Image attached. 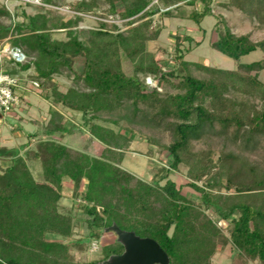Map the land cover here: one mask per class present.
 <instances>
[{
    "label": "trees",
    "instance_id": "obj_1",
    "mask_svg": "<svg viewBox=\"0 0 264 264\" xmlns=\"http://www.w3.org/2000/svg\"><path fill=\"white\" fill-rule=\"evenodd\" d=\"M40 1L45 4L42 10L23 12L25 20L0 1V42H9L26 56L24 62L6 57L2 64L4 73L20 80V104L28 102L24 72L34 67L32 81L42 88L50 83L44 94L50 102L46 122L27 135L26 143L0 145V264H102L123 253L117 236L101 245V259L80 261L74 251L84 252L93 241L100 242L113 224L156 240L169 264H213L219 252H228L235 264H264V165L231 149L216 159L211 149H194V143L206 137L222 138L241 152H256L262 145L264 57L251 63L240 59L264 51V41L237 35L223 18L211 45L234 59L236 69L187 60L204 38L186 35L176 37L174 64L165 70L147 49L162 31L153 28V16H171L182 5L200 4L188 15L200 24L214 15V0H78L69 5L75 11L69 19L58 11L62 0ZM101 4L130 28L120 31L117 24L109 28L100 20L82 40L74 29L83 14L96 13ZM230 4L264 24V0L223 3ZM55 29L66 30L68 39H54ZM124 57L133 64L132 74L125 70ZM78 58L83 60L80 71L74 66ZM63 68L71 69L87 89L59 90L54 75ZM194 69L205 76H196ZM141 74L153 75L157 85L146 84ZM161 84L177 92H161ZM58 104L80 113L84 127L68 119ZM14 109L1 115L12 122ZM122 119L162 128L172 136L166 147L169 163L161 165L152 180L123 167L133 129L121 127ZM86 128L92 140L102 144L99 154L65 142ZM32 162L39 163L40 178ZM181 167L187 168L188 181L177 185L172 174ZM65 198L72 199L71 206ZM78 226H85V232L75 239Z\"/></svg>",
    "mask_w": 264,
    "mask_h": 264
},
{
    "label": "rangeland",
    "instance_id": "obj_2",
    "mask_svg": "<svg viewBox=\"0 0 264 264\" xmlns=\"http://www.w3.org/2000/svg\"><path fill=\"white\" fill-rule=\"evenodd\" d=\"M4 2L9 9L13 12L18 11L19 20H25L23 12L28 15H33L38 11L42 10L39 4H26L22 0H0ZM78 0H62L63 7L58 8V11L63 14L66 18L74 16L73 11L69 5L75 3ZM229 0H214L212 3L214 15L206 16L203 21L198 24L194 20L188 18L189 13L192 9L200 7V4L196 6L182 5L180 9L175 10L173 15L165 16L161 12L156 13L153 16V28L161 27L162 31L160 36L151 40L147 44V49L151 55L163 66L165 70H169L174 64L175 47L177 44V36L183 38L186 35H190L196 39L204 38L203 41L193 50L186 55V59L193 62H206L211 66H215L223 69H236L237 62L226 56L225 54L214 49L211 42L216 38L217 33L215 31L216 24L221 19L226 20V24L232 29L237 35L248 34L253 41H264V24L260 23L254 16H250L237 8L235 5L230 4L224 6L223 3ZM157 2V0H154ZM84 19L77 28L74 29L82 40H85L90 34L89 31L99 27V21H105L112 28V24H117L120 31H127L130 25L126 24L123 20L115 17L113 14L107 11V5L101 4L100 8L96 13L83 14ZM5 23H9L10 20L4 19ZM220 27L223 24L220 22ZM52 37L59 40H67L68 35L66 30L55 29L52 32ZM5 43L10 44L5 41ZM3 44V43H2ZM0 42V45H2ZM185 46L189 45L188 41H184ZM264 57V51L257 49L250 54L241 57V63H251L260 60ZM83 60L76 59L74 66L80 71L82 68ZM125 70L132 74L133 64L130 60L124 57ZM193 73L198 77L205 76L204 73L196 69ZM35 75L34 67L22 74V77L27 80V88L29 94H27V101L20 104L14 109V112L10 114L13 119L12 122L4 119L0 114V145L8 147H18L21 144L26 143L29 140L28 134L35 133L38 129L46 122L49 118V107L50 102L44 98V94L47 93V89L50 87V83L46 84L45 88H42L32 81L31 76ZM141 80L145 81L151 87L157 85V80L153 75H140ZM260 79L264 81V70L260 72ZM54 80L58 84L59 90L65 92L71 86L79 89H87L85 83L75 78V74L71 69L63 68L60 73L54 75ZM159 91H171L177 92L174 87L161 84ZM50 90V89H49ZM234 95V93H231ZM57 108L68 118L73 120L77 125L82 128L83 123L81 120V114L70 109L65 108L61 104L56 105ZM116 115L118 113H115ZM104 117H109L108 114L103 113ZM22 127L23 130L19 129ZM121 127H130L133 129V133L130 134L132 140L129 148L126 149V157L123 162V167L133 174L146 179L152 180L154 175L157 173L158 168L161 165L169 163V153L166 149L167 145L172 141V136L169 132L162 128H154L146 125H132L126 120L120 121ZM115 127L117 130L121 129ZM86 131H76L74 134L69 135L65 138V142L75 148L89 151L91 154H99L101 151L102 144L98 141L92 140L90 134ZM31 143L36 140L33 137ZM195 150H209L214 152L215 159L219 156L222 150H235L239 153L247 156L251 161L264 165V139L262 145L256 152H241L231 142L226 141L219 137H206L201 141L194 143ZM31 167L34 175L40 178L39 163H31ZM186 167H181L178 172L172 174V178L176 181L177 185L185 184L188 181L186 176ZM201 183V182H200ZM68 186L70 182L66 183ZM194 195V194H193ZM195 196V195H194ZM65 204L71 206L72 199L65 198L63 200ZM211 213V212H210ZM225 223H221V226L225 227ZM85 232V226H78L75 230L74 238L78 239ZM116 238L114 232H106L104 237L98 241H93L89 248L84 251H74L76 259L80 261H91L102 258L100 249L101 245L111 243ZM213 264H235L231 258H229L228 252H219L213 259ZM240 264V262H239ZM253 264H256L255 262Z\"/></svg>",
    "mask_w": 264,
    "mask_h": 264
},
{
    "label": "water",
    "instance_id": "obj_3",
    "mask_svg": "<svg viewBox=\"0 0 264 264\" xmlns=\"http://www.w3.org/2000/svg\"><path fill=\"white\" fill-rule=\"evenodd\" d=\"M107 231H113L117 241L124 246L122 254L111 255L102 264H169L166 251L154 239L140 237L133 231L122 230L113 224Z\"/></svg>",
    "mask_w": 264,
    "mask_h": 264
},
{
    "label": "built area",
    "instance_id": "obj_4",
    "mask_svg": "<svg viewBox=\"0 0 264 264\" xmlns=\"http://www.w3.org/2000/svg\"><path fill=\"white\" fill-rule=\"evenodd\" d=\"M28 3L45 5L40 0H22ZM6 57H11L18 62L26 60L25 54L19 48H13L8 43H3L0 47V114L8 113L12 108L20 105V93L22 85L17 76H11L2 71V64ZM34 84L38 85L37 82Z\"/></svg>",
    "mask_w": 264,
    "mask_h": 264
}]
</instances>
